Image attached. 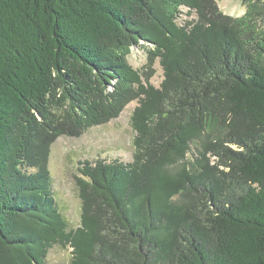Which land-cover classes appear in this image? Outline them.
<instances>
[{
  "label": "trees",
  "instance_id": "trees-1",
  "mask_svg": "<svg viewBox=\"0 0 264 264\" xmlns=\"http://www.w3.org/2000/svg\"><path fill=\"white\" fill-rule=\"evenodd\" d=\"M238 1L242 17L217 0H0V264L54 247L70 264H264V0ZM133 102V160L80 163L71 228L51 148Z\"/></svg>",
  "mask_w": 264,
  "mask_h": 264
},
{
  "label": "rangeland",
  "instance_id": "rangeland-1",
  "mask_svg": "<svg viewBox=\"0 0 264 264\" xmlns=\"http://www.w3.org/2000/svg\"><path fill=\"white\" fill-rule=\"evenodd\" d=\"M217 3L223 13L233 17H242L247 11V6L238 0H217ZM129 63L135 69H144L147 63L146 51L140 48L132 49ZM154 71L151 83L159 87L164 78L160 62L155 63ZM136 106L137 102H133L119 118L90 128L77 138L60 136L53 144L49 169L59 208L71 228L80 226L81 221V200L76 185L80 163L100 159H120L125 162L133 160L135 133L131 126V114ZM71 258L70 248L54 247L48 254L47 264H70Z\"/></svg>",
  "mask_w": 264,
  "mask_h": 264
}]
</instances>
